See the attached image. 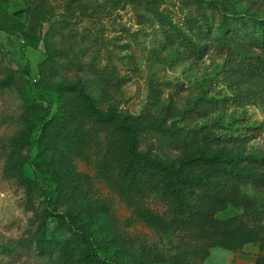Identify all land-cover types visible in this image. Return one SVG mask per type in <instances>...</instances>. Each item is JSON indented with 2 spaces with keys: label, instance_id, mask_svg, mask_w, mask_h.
<instances>
[{
  "label": "rangeland",
  "instance_id": "rangeland-1",
  "mask_svg": "<svg viewBox=\"0 0 264 264\" xmlns=\"http://www.w3.org/2000/svg\"><path fill=\"white\" fill-rule=\"evenodd\" d=\"M209 1L236 13L264 17V0H48L54 12L42 33L50 25L55 31L52 47L63 65L56 79L106 77L113 95L107 107L139 115L169 130L210 131L222 137L216 147L230 143L231 137H243L247 151L264 154V70L259 71L260 76L248 81L245 78L249 63L257 62L256 55L264 57V49L247 45L248 37L245 43L232 47L214 40L205 54L195 57L179 41L166 37L168 23L188 29L190 17L199 18L201 12L218 23L220 10L208 5ZM24 9L23 0L10 1V12L27 21ZM19 45L18 38L0 32V76L4 67H18ZM28 56L36 75L45 57L43 45L28 47ZM208 105L212 108L207 109ZM26 121L18 87L0 89V264H56L52 257L39 254L32 242L38 227L32 207H41L40 198H35L34 206L29 204L16 177L4 172L9 158H23L11 138L21 133ZM98 133L100 138L91 141L86 156L75 161L77 172L86 175L82 186L88 190V205L109 210L117 217V228L134 253L146 249L161 264L175 257L197 264L200 256L194 253L195 235L178 227H151L134 208L148 207L167 221L187 214L179 215L176 204L158 183L146 184L142 192L129 188L106 153L109 135L101 128ZM144 134L148 139L144 148L152 153L179 154L180 149L168 143L170 133L169 137L151 131ZM105 161L109 167L101 166ZM237 196L239 206L230 203L216 216L239 215L257 226L253 216L261 210L264 226V187L244 182ZM53 226L50 220V230ZM209 251V257L200 264H249L264 254V238L262 246L248 243L238 252L220 246Z\"/></svg>",
  "mask_w": 264,
  "mask_h": 264
},
{
  "label": "trees",
  "instance_id": "trees-1",
  "mask_svg": "<svg viewBox=\"0 0 264 264\" xmlns=\"http://www.w3.org/2000/svg\"><path fill=\"white\" fill-rule=\"evenodd\" d=\"M10 1L0 0V32L20 40L21 60L17 68L4 67L0 89L18 87L27 121L21 133L11 138L23 158H9L4 172L16 177L29 204L40 198L41 207H32L38 223L32 242L39 254L52 257L56 264H161L146 249L134 253L111 211L88 205V190L82 186L86 175L77 172L75 161L86 156L93 139L100 138L99 128L109 135L106 153L129 188L142 192L146 184L158 183L176 204L179 215L187 214L167 221L148 207L134 208L151 227H178L195 235L198 241L194 253L200 256L197 264L209 257V248L220 246L238 252L248 243L263 245V211L254 212L257 226L239 215L219 218L216 214L230 203L241 204L237 196L241 183L264 187V154L247 151L243 137H231L230 143L216 147L222 137L210 131L169 130L139 115L107 107L113 95L106 77L64 76L57 80L63 65L52 47L55 31L50 25L42 33L54 12L52 5L48 0H23L27 17L23 21L10 12ZM207 4L220 10L218 23L201 12L199 18L190 17L188 29L168 23L166 37L171 42L179 41L195 57L205 54L214 40L232 47L245 43L248 37L247 45L264 49V17L219 8L215 1ZM40 44L45 57L34 75L28 47L38 48ZM256 58L257 62L249 63L247 81L264 70V57ZM147 131L170 133L168 143L180 149L179 154L158 155L144 148ZM101 166L109 167V163ZM50 220L54 222L51 230ZM168 264L187 263L175 257ZM249 264H264V254Z\"/></svg>",
  "mask_w": 264,
  "mask_h": 264
},
{
  "label": "crops",
  "instance_id": "crops-1",
  "mask_svg": "<svg viewBox=\"0 0 264 264\" xmlns=\"http://www.w3.org/2000/svg\"><path fill=\"white\" fill-rule=\"evenodd\" d=\"M254 262V261H253Z\"/></svg>",
  "mask_w": 264,
  "mask_h": 264
}]
</instances>
